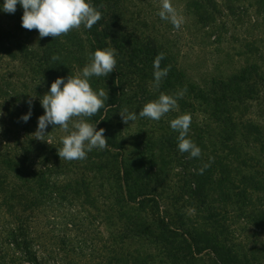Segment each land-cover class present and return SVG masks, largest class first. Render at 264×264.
<instances>
[{
  "label": "trees",
  "instance_id": "trees-1",
  "mask_svg": "<svg viewBox=\"0 0 264 264\" xmlns=\"http://www.w3.org/2000/svg\"><path fill=\"white\" fill-rule=\"evenodd\" d=\"M250 1V6L264 12V0ZM88 2L102 13V19L90 30L85 28L87 39L77 29L55 39L39 38L37 30L21 26L19 4L12 17L26 37L17 39L0 25V194L21 203L30 218L54 209L58 200H78L95 209L97 217L111 224L116 219L123 229L119 248L112 251L108 264H155L162 262V256L166 264H264V255L234 241L230 223L237 217L264 230V118L260 111L251 115L250 110L251 102L264 101V70L252 65L203 86L186 77L157 39L140 38L126 28L120 0ZM3 3L0 0V6ZM190 5L199 19L215 20L211 11L215 13L216 7L210 0H193ZM229 10L236 13L234 8ZM31 38L35 44L29 43ZM98 48H114L117 64L107 77L89 78L92 89L97 93L103 89L108 100L96 115L85 119L97 130L105 129L108 147L93 149L83 160H60V127L48 125L43 141L33 134L44 114L41 97L58 77L66 81L80 73ZM161 52L165 58L160 66H170V71L159 88L151 90L153 61ZM53 55L59 59L53 61ZM12 61L19 63L13 69L8 66ZM184 88L187 92L178 106L192 117L188 138L201 149L200 157L189 158L178 150V133L165 120L171 114L178 116L176 111L160 121H141L132 145L135 154L128 152L120 111L129 108L138 114L161 92L172 95ZM29 99L31 116L24 122L20 118L29 112ZM194 113L204 120L197 122ZM210 157V167L198 174ZM175 165L183 167L184 179L172 185ZM180 201L182 208L176 206ZM189 207L195 218L189 217ZM28 233L27 237L20 225L8 238L29 264H47ZM133 241L140 244L131 250ZM155 251L162 254L158 261Z\"/></svg>",
  "mask_w": 264,
  "mask_h": 264
},
{
  "label": "rangeland",
  "instance_id": "rangeland-1",
  "mask_svg": "<svg viewBox=\"0 0 264 264\" xmlns=\"http://www.w3.org/2000/svg\"><path fill=\"white\" fill-rule=\"evenodd\" d=\"M120 1L123 13L121 18L126 28L131 33L140 35L138 36L140 38L157 39L166 48V52L171 54L182 70L188 74L186 77L192 81L205 86L213 78H225L252 65L260 66L264 70V12H258L256 6H250V0H210L216 7L215 13L211 11L215 19L213 21L199 19L196 10L190 5L193 0H171L173 7L182 18L179 29L158 16L160 0ZM229 7L234 8L236 13L232 14ZM13 15L14 13L0 10V25L9 29L17 39L21 36L25 38V32L18 28ZM77 30L87 39L83 25ZM29 43L35 44L36 39L31 38ZM13 64L17 66L19 63L12 61L8 65L9 68L13 69ZM1 68L0 71H2ZM3 69L6 70V64L3 65ZM12 73L15 76L18 74ZM135 85H137V79H135ZM148 88L154 89V83L149 82ZM250 104L253 106L250 109L251 115L260 111L264 118V101L260 103L255 101ZM127 109L129 112H134ZM175 111L179 115L183 114L179 106L169 113ZM171 115L166 114L165 116L169 118L165 120L170 122L177 117ZM139 118L141 117L137 114L134 123L132 121L128 124L122 123L124 137L129 146L128 152L134 154L132 147L134 137L141 128V121L146 119L139 120ZM193 118L197 122L204 120L197 113L193 114ZM144 128L147 130L146 127ZM58 132L59 137L65 134L62 129H58ZM182 168L175 165L171 171L172 185H177L181 179H184L185 171ZM70 172L76 178V175ZM174 202H177L176 199ZM98 205L104 210L101 204L98 203ZM176 206L182 208L183 202L180 201ZM53 207L52 210L44 209L37 212L30 218V213L24 212L21 203L11 201L7 193L0 194V264H29L24 252L14 247L8 238L9 233L20 225L27 237L28 231L31 232L34 248L47 264H108L112 251L120 245L119 233L122 232L123 226L114 219L117 216L113 214L114 221L111 224L104 218L97 217L99 213L95 209L82 206L78 200L65 203L58 200ZM187 212L190 218H195L196 213L193 208L189 207ZM71 214L75 216L71 217ZM232 218L230 223L233 226L234 241L237 244L241 243L248 251L264 255V230L253 227L245 219ZM133 242L130 246L131 250L140 244L137 241ZM161 255L160 252L155 251L156 261ZM161 261L155 264L168 263L167 261L164 263L163 256Z\"/></svg>",
  "mask_w": 264,
  "mask_h": 264
},
{
  "label": "clouds",
  "instance_id": "clouds-1",
  "mask_svg": "<svg viewBox=\"0 0 264 264\" xmlns=\"http://www.w3.org/2000/svg\"><path fill=\"white\" fill-rule=\"evenodd\" d=\"M18 4L23 8L21 26L26 30H37L41 39L49 36L55 39L67 35L70 31L79 29L81 25L90 30L102 19V13L88 0H4L0 10L15 13ZM157 14L162 20L172 23L174 28L179 29L181 26L182 18L171 0H160ZM115 57L114 48L96 49L94 53L89 54V62L80 73L69 75L66 81L65 78L58 77L51 83L49 91L41 97L44 114L38 118L37 130L33 134L36 139L43 141L48 125H52L53 129L60 127L67 133L61 137L62 147L57 148L60 160H83L93 149L104 150L108 147L105 129L97 130L96 124L87 122L85 118L96 115L105 106V100H108V93L103 89L98 93L92 89L89 78L107 77L114 72L117 64ZM164 58L165 54L161 52L153 61L154 85L157 88L170 71V66H160ZM58 59V56H52L53 61ZM186 92V88L172 95L161 92L157 99L143 105L138 113L139 117L160 121L170 111L178 108V100L182 99ZM27 103L29 112L20 118L24 122L31 116L32 100L29 99ZM120 115L125 124L129 121L134 123L137 119V113L129 112L127 108L122 109ZM191 122V115L184 113L172 119L170 127L178 133L180 153H188L189 158H199L201 149L188 138ZM212 159L209 158V163L204 164L198 174H203L204 170L210 167Z\"/></svg>",
  "mask_w": 264,
  "mask_h": 264
}]
</instances>
